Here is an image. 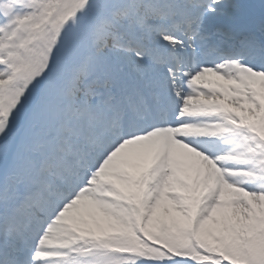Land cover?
I'll return each mask as SVG.
<instances>
[{
    "label": "snow or ice",
    "instance_id": "1",
    "mask_svg": "<svg viewBox=\"0 0 264 264\" xmlns=\"http://www.w3.org/2000/svg\"><path fill=\"white\" fill-rule=\"evenodd\" d=\"M0 264H264V0H0Z\"/></svg>",
    "mask_w": 264,
    "mask_h": 264
},
{
    "label": "rangeland",
    "instance_id": "2",
    "mask_svg": "<svg viewBox=\"0 0 264 264\" xmlns=\"http://www.w3.org/2000/svg\"><path fill=\"white\" fill-rule=\"evenodd\" d=\"M178 164V162H177ZM179 170V169H178ZM182 169H180L181 171ZM158 217L164 219V220H170L174 216H176L175 210L173 209L172 205L170 203H162L160 208L157 210ZM220 213H217V216L219 217ZM79 216H82L83 219L81 221V226L84 227H95L93 223V217H96V220L99 221L101 224H105L106 221H104L103 217L100 216L98 213L95 212L94 209H92L87 202H84L81 205ZM211 224V222H210Z\"/></svg>",
    "mask_w": 264,
    "mask_h": 264
}]
</instances>
